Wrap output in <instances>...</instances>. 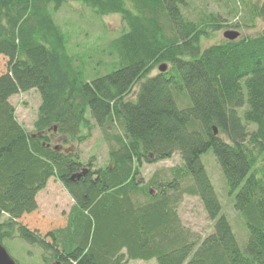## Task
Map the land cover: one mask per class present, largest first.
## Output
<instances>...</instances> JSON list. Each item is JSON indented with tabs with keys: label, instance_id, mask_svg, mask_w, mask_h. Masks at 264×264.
<instances>
[{
	"label": "trees",
	"instance_id": "16d2710c",
	"mask_svg": "<svg viewBox=\"0 0 264 264\" xmlns=\"http://www.w3.org/2000/svg\"><path fill=\"white\" fill-rule=\"evenodd\" d=\"M69 1L99 17L119 15L125 23L126 31L103 50L114 70L94 76L67 53L50 11ZM185 5L0 0V55L7 59L0 75L1 244L18 237L39 249L44 264H264V36L224 39L202 49L206 29L219 25L213 18L201 26L187 20ZM248 12L264 19V0ZM162 64L166 70L150 76ZM32 89L41 103L28 132L8 100ZM176 91L185 93L183 107ZM247 125L255 129L248 132ZM112 126L123 133L109 134ZM95 127L115 145L109 164L97 169L65 149L83 143ZM209 150L247 227L242 246L201 161ZM176 153L182 165L171 178L155 174L143 183V164ZM50 178L62 184L73 205L65 226L41 236L17 220L35 212L36 195ZM184 195L197 197L213 222L201 242L179 218Z\"/></svg>",
	"mask_w": 264,
	"mask_h": 264
},
{
	"label": "rangeland",
	"instance_id": "374dc122",
	"mask_svg": "<svg viewBox=\"0 0 264 264\" xmlns=\"http://www.w3.org/2000/svg\"><path fill=\"white\" fill-rule=\"evenodd\" d=\"M185 2L186 5L181 10L187 20L201 26L209 23L213 18L214 23L219 25L215 29L209 27L206 29L208 36L201 39L202 49L220 43L224 40L223 33L226 31H236L240 37H255L262 34L264 30V19L251 18L248 12V6L259 3L260 0H185ZM50 13L66 37L67 53L76 57L79 65L85 66L87 72L97 76L115 69L113 58L105 54L103 50L109 41L127 29L119 15L99 17L89 8L72 1L65 3L57 12L50 11ZM6 70L7 59L0 55V75ZM157 73L158 68H155L150 76ZM138 86H135L129 99H134ZM173 95L178 107H183L187 103L184 91H176ZM8 101L14 107L15 116L20 125L28 132H33V123L41 103L39 93L32 89L14 95ZM241 111L243 109L240 113ZM247 129L248 132H252L255 127L247 125ZM85 132L83 134H86ZM108 132L112 135L123 133L117 126H112ZM113 145L114 141L106 139L102 131L95 127L83 143L70 142L64 146L67 152L77 154L81 162L87 164L91 161L93 169H97L109 164L108 156ZM201 161L221 203L222 213L228 219L237 242L242 246L247 238V227L241 214L233 207V197L228 194L225 180L212 151L209 150L202 155ZM181 165V158L177 153L164 161L143 164L140 168L143 183L147 184L155 174L158 175V180L166 181L171 178V170ZM36 203L35 212L17 222L41 236L51 229L66 225V217L73 205V200L60 182L50 178L45 188L36 195ZM177 211L183 226L194 234L198 242L212 233L213 222L208 218L197 197L184 195ZM3 219L4 217H0V222ZM2 245L17 264H44L39 249L27 245L18 237L6 240ZM124 264H157V262L152 259L128 261Z\"/></svg>",
	"mask_w": 264,
	"mask_h": 264
},
{
	"label": "water",
	"instance_id": "95a60500",
	"mask_svg": "<svg viewBox=\"0 0 264 264\" xmlns=\"http://www.w3.org/2000/svg\"><path fill=\"white\" fill-rule=\"evenodd\" d=\"M262 35L264 36V30L262 32ZM223 37L228 41H234L237 38H239V33L236 31H226L223 33ZM166 68H167L166 65L162 64L158 67V71L164 72ZM214 133L215 135L217 134L215 129H214ZM0 264H17L1 243H0ZM52 264H62V263L57 261Z\"/></svg>",
	"mask_w": 264,
	"mask_h": 264
}]
</instances>
